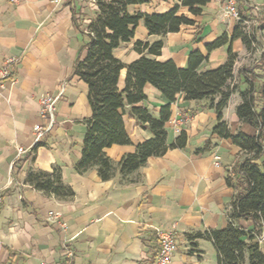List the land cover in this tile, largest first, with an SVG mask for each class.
<instances>
[{
    "label": "crops",
    "instance_id": "crops-1",
    "mask_svg": "<svg viewBox=\"0 0 264 264\" xmlns=\"http://www.w3.org/2000/svg\"><path fill=\"white\" fill-rule=\"evenodd\" d=\"M226 1L210 0L199 16L182 7L180 13L195 23L166 36L150 34L141 21L134 39L117 49L115 55L130 63L141 56L134 49L136 41L163 40L162 54L154 56L156 59H173L184 68L190 52L198 49L207 57L202 69L208 70L216 68L212 63L219 58L225 63L232 46L238 54L236 72L237 65L252 53L241 39L211 52L207 49L220 36L231 37L239 23L235 17L223 19ZM243 2L246 10L255 4L264 7V0ZM177 4L181 2L152 0L134 8L145 13H164ZM97 13V0H68L60 5L53 0H21L17 4L0 0V71L6 59H14L10 77L1 80L0 75V264L63 261L66 247L74 253L70 264H157L158 229L173 226L178 249L171 264H219L211 239L191 238L229 224L231 201L238 190L228 183L227 177L243 159V153L230 138L213 133L217 113L207 100L186 101L178 95L176 102L171 103L172 116L166 124L168 142L186 132V146L150 157L127 180L119 173L103 180L96 168L84 173L76 168L93 111L88 86L73 71L78 58L83 60L87 55L85 31ZM257 28L252 32L261 33L262 26ZM246 29L251 31L250 27ZM259 57L260 54L255 60ZM243 70L248 69L239 74V89L247 86ZM126 73L125 68L120 76L121 89ZM145 92V104L158 116L168 100L151 84L146 85ZM45 95L58 97L56 123L35 145V124L48 123L41 114L40 99ZM240 102L237 92L224 110V118L234 134L239 130L253 132L237 115ZM125 119L131 143L115 144L105 150L115 162L135 152L140 142L152 136L135 119L128 115ZM209 140L212 149L198 151ZM19 147L25 150L20 153ZM55 168L60 169L64 182L74 190L73 197L61 199L27 181L31 171L52 173ZM51 212L66 226L51 220ZM240 224L248 229L254 226L252 220H242Z\"/></svg>",
    "mask_w": 264,
    "mask_h": 264
},
{
    "label": "trees",
    "instance_id": "trees-1",
    "mask_svg": "<svg viewBox=\"0 0 264 264\" xmlns=\"http://www.w3.org/2000/svg\"><path fill=\"white\" fill-rule=\"evenodd\" d=\"M152 0H97L98 13L85 31L88 41L87 55L78 58L73 74L88 86V97L92 107V117L88 121L82 156L76 168L84 173L91 168L98 170L103 180H110L119 173L122 179L140 170L150 157L162 156L170 148H184L187 134L182 132L174 142H168L166 124L172 116L171 103L178 95L184 100L208 101V106L217 113V124L213 133L220 138L231 139L239 146L243 159L229 171L228 183L237 188L231 201L230 221L226 228L207 233H196V238H209L213 241L219 264H264V243L258 237L264 231V49L253 68L243 70L247 86L239 89L235 75L238 54L232 46L228 49V60L219 67L203 70L207 59L198 49L189 54L186 67H179L173 59L160 61L154 56L162 54L164 41H136L134 49L141 55L138 59L125 63L115 52L123 44L131 42L141 21L152 35L166 36L180 31L183 25H193L195 20L180 13L188 8L193 16L203 14V7L210 0H177L172 9L164 13H145L134 6ZM241 17L233 34L220 36L207 45L211 52L230 41L241 39L248 50L255 51L258 38L256 33L247 31ZM264 37V25L262 26ZM127 70L125 84L119 86L123 69ZM241 75V73H240ZM239 75V76H240ZM151 84L168 100L158 116L145 104V87ZM239 92L241 102L236 107L237 115L243 124L253 132L239 130L232 133L224 118L232 96ZM135 119L152 136L140 142L135 152L126 154L115 162L106 153V148L115 144H130L131 138L126 129L125 117ZM213 143L209 140L198 151H209ZM27 181L37 189L53 193L61 199L73 197L74 190L62 178L60 169L52 173L31 171ZM242 220H252V229L243 227ZM195 246V243H192Z\"/></svg>",
    "mask_w": 264,
    "mask_h": 264
},
{
    "label": "built area",
    "instance_id": "built-area-1",
    "mask_svg": "<svg viewBox=\"0 0 264 264\" xmlns=\"http://www.w3.org/2000/svg\"><path fill=\"white\" fill-rule=\"evenodd\" d=\"M12 4H17L21 0H8ZM56 5H60L68 0H53ZM222 15L223 19L228 17H235L240 20L241 15L238 11L236 0H227L222 7ZM14 63V59L8 58L5 61L4 67L0 71L1 80L7 79L11 75V65ZM58 97L53 95H45L40 99L41 103V114L44 118L47 119V125H43L42 123H36L34 126V134H35V145L39 144L45 135L54 127L56 123V102ZM183 120L179 121V125L182 124ZM176 130L179 131V126L176 127ZM25 149L23 147H19L18 151L21 153ZM217 165H219L220 156L217 155ZM3 202V195L0 192V216H1V205ZM59 216L56 214L50 213V219L60 223L63 227L66 226L65 223L61 222ZM175 227L173 226L171 229L160 230L158 229V238H159V251L157 254V264H171L173 255L178 249L177 237L175 234ZM261 243H264V231L258 237ZM66 259L63 261H53L46 262L45 264H70V260L74 257L73 250L69 247H66Z\"/></svg>",
    "mask_w": 264,
    "mask_h": 264
},
{
    "label": "rangeland",
    "instance_id": "rangeland-1",
    "mask_svg": "<svg viewBox=\"0 0 264 264\" xmlns=\"http://www.w3.org/2000/svg\"><path fill=\"white\" fill-rule=\"evenodd\" d=\"M253 3V2H252ZM238 11L241 15V17H245L247 20L246 27H250V30L253 31L255 28L263 26L264 25V7L262 4H255L254 7H249L248 10L245 9V5L243 0H236ZM255 7H258L257 9ZM254 10V12H252ZM256 25V26H255ZM259 31V28H257ZM256 36L259 37L258 42L256 43L255 51H253L251 54H248L245 60H242L240 64L236 67V78L237 81L239 80V74L242 69H251L253 68V65L256 64V57L259 56V54L263 51V43H264V37L261 33H256ZM218 59V58H217ZM219 60V61H218ZM217 61L213 62V66L219 67L220 65L224 64V61H222L220 58Z\"/></svg>",
    "mask_w": 264,
    "mask_h": 264
}]
</instances>
